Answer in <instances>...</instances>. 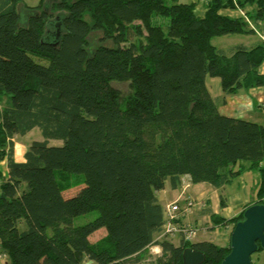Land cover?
Wrapping results in <instances>:
<instances>
[{"label": "trees", "instance_id": "trees-1", "mask_svg": "<svg viewBox=\"0 0 264 264\" xmlns=\"http://www.w3.org/2000/svg\"><path fill=\"white\" fill-rule=\"evenodd\" d=\"M46 1L0 0V99L9 102L0 107L2 263L184 264L191 246L205 254L201 264H221L229 243L155 240L165 221L157 192L187 176L216 188L224 207L226 184L248 168L259 171L252 203L264 204V123L219 112L227 94L264 85V40L227 50L211 42L254 33L245 16L263 22L264 0H244V15L226 12L233 0H210L203 15L177 0ZM133 59L150 79L128 107L118 85L137 79ZM207 76L220 80L216 97ZM35 127L42 139L17 161L14 139ZM56 170L84 173L88 189L64 197ZM243 210L204 213L230 237ZM151 246L160 252L151 256Z\"/></svg>", "mask_w": 264, "mask_h": 264}, {"label": "crops", "instance_id": "crops-1", "mask_svg": "<svg viewBox=\"0 0 264 264\" xmlns=\"http://www.w3.org/2000/svg\"><path fill=\"white\" fill-rule=\"evenodd\" d=\"M188 2H194V10L198 15H203L206 7V3L210 0H185ZM235 9H227V13L231 15H236L241 13V8L239 7L244 0H233ZM247 7V6H246ZM240 8V9H239ZM249 9V8H248ZM248 36V35H247ZM256 39V38H255ZM254 39V40H255ZM220 48V47H219ZM264 104V85L251 87L249 89L241 88L237 92L226 95V103L219 106V112L232 117H239L244 119H253L257 122H264V108L261 105ZM30 132V131H29ZM28 132V133H29ZM27 133V134H28ZM26 135V134H25ZM23 137V136H22ZM14 149H15V159L17 161H23V153L21 152V147L24 145L23 142L19 146L18 141L14 139ZM250 170V169H249ZM0 171L2 175L7 173V165L5 160H0ZM254 186L251 188L250 195L247 194L246 183L243 180L241 175V182L235 188L229 186L224 188L227 194L226 205L224 207L220 204V198L218 190L206 183H192L189 181L187 176H184L186 185L174 189L167 182L165 187L157 192V198L164 208L168 204L174 202H180L187 196H190L196 200L195 205H193L189 212L183 214L180 217V223L192 225L196 230V235L194 240H220L222 242L229 243V230L228 225H217L212 227V221L210 215L205 214L207 208L210 207V210L217 215L222 216L223 218H232L239 214L244 205L248 202H253L255 199V191L257 188V183L259 179L258 176H254ZM232 185V184H230ZM176 191V192H175ZM177 237L180 241V236ZM193 240V241H194ZM216 242V241H215ZM218 243V242H216ZM219 244V243H218ZM159 247V246H156ZM157 252L160 251V248L155 249ZM0 264L2 263V255H0ZM81 264H95L91 260H85Z\"/></svg>", "mask_w": 264, "mask_h": 264}, {"label": "rangeland", "instance_id": "rangeland-1", "mask_svg": "<svg viewBox=\"0 0 264 264\" xmlns=\"http://www.w3.org/2000/svg\"><path fill=\"white\" fill-rule=\"evenodd\" d=\"M23 1L29 5L36 4L38 2V0H23ZM177 1L189 3L188 1H185V0H177ZM50 2H51V0H47L46 5H49ZM235 6H237V5H235ZM240 10H241V14L244 15L243 10L242 9H240ZM245 20L248 22L250 27L254 29V33H252L248 36L243 35V34H229V35L216 36V37L211 38V42L217 48L220 47L224 50H227L232 45H236L238 43H245L246 45H251L252 43L257 41V39L264 40V21L259 22L257 25H254L251 22V20L248 19L247 16H245ZM159 21H160V23L162 22V20H160V19H159ZM131 67L138 72L137 79L134 81H130L129 83H121L118 85L122 90V95L124 96V100H127L128 107H130L132 105V102L135 98L138 83L141 80H149L150 79L149 70L146 68L145 64H143L142 62L137 61L136 59H133L131 61ZM258 71L264 74V61L259 65ZM206 85H207L210 93L214 97L218 96L221 93L220 80L218 77L207 76L206 77ZM99 100H100V96L97 97L96 102L98 103ZM6 101H7V96H3V98L0 99V107H3L4 105H9V102L8 101L6 102ZM262 105H264V104H262ZM253 119H255V118H253ZM15 139L18 141L19 146L21 145L19 143V141L24 143V145L20 149L21 152L23 153L25 146L30 141L35 140V139H42V135L40 133V130L37 127H35L28 134L24 135L23 137L17 136ZM49 141H50L51 145H61L62 144V140H60V139H50ZM242 163L247 164L246 161H242ZM262 164H264V160L262 161ZM258 173H259L258 170H256V169H250L249 170L248 168H245L243 173H241V175L243 176V180L246 183L248 195H250L251 188H253V186L255 185L253 175L258 176ZM55 174H56V178L58 179V181L61 183V185L63 187L62 193H63L64 197H70L73 195H77L79 193L84 192L86 189H88V184H87L86 179H85L86 178L85 174L82 172H62V171L56 170ZM241 175L238 176V178H235L231 183L226 184L225 188L229 187V186H233L236 188L241 182V178H240ZM230 184H232V185H230ZM257 185H258V183H257ZM248 203L253 204L252 202H248ZM94 216H96L95 210L91 211L87 214L77 216L75 218V223H77V224L84 223V222L88 221L89 219H92ZM103 233H104V230L102 228L97 229L95 232H93V234H91V236H90L91 240L97 239ZM170 238L175 243L179 242V239L177 237H170ZM215 241L218 242L220 245H225L227 243V242H222L220 240H215ZM156 248H160V247L150 248L151 256L152 255L155 256L157 253L160 252V251L157 252L155 250ZM252 264H264V248L259 250L257 252V254L253 256Z\"/></svg>", "mask_w": 264, "mask_h": 264}, {"label": "water", "instance_id": "water-1", "mask_svg": "<svg viewBox=\"0 0 264 264\" xmlns=\"http://www.w3.org/2000/svg\"><path fill=\"white\" fill-rule=\"evenodd\" d=\"M259 248H264V204L253 203L235 222L229 237V252L221 264H252L251 254ZM182 258L184 264H201L205 254L190 246L184 248Z\"/></svg>", "mask_w": 264, "mask_h": 264}, {"label": "built area", "instance_id": "built-area-1", "mask_svg": "<svg viewBox=\"0 0 264 264\" xmlns=\"http://www.w3.org/2000/svg\"><path fill=\"white\" fill-rule=\"evenodd\" d=\"M184 185L187 186L186 183ZM196 200L190 196L184 199V203L174 202L168 204L164 208L165 221L163 224L162 231L156 236L155 240L161 239L163 236H180V239H183L185 242H191L194 240L196 235V230L189 223L182 224L180 223V217L183 214L189 212L190 208L195 205ZM156 247L152 246L151 248Z\"/></svg>", "mask_w": 264, "mask_h": 264}]
</instances>
